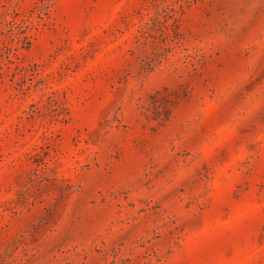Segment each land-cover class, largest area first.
Wrapping results in <instances>:
<instances>
[{"label":"rangeland","instance_id":"374dc122","mask_svg":"<svg viewBox=\"0 0 264 264\" xmlns=\"http://www.w3.org/2000/svg\"><path fill=\"white\" fill-rule=\"evenodd\" d=\"M0 264H264V0H0Z\"/></svg>","mask_w":264,"mask_h":264}]
</instances>
